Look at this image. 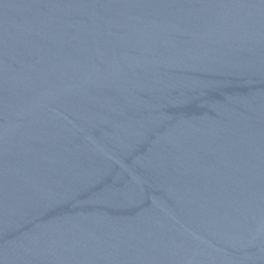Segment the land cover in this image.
<instances>
[{"label":"water","instance_id":"water-1","mask_svg":"<svg viewBox=\"0 0 264 264\" xmlns=\"http://www.w3.org/2000/svg\"><path fill=\"white\" fill-rule=\"evenodd\" d=\"M0 264H264V0H0Z\"/></svg>","mask_w":264,"mask_h":264}]
</instances>
